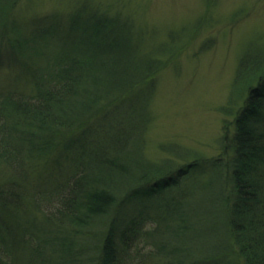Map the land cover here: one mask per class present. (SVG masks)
Returning <instances> with one entry per match:
<instances>
[{
	"label": "trees",
	"instance_id": "1",
	"mask_svg": "<svg viewBox=\"0 0 264 264\" xmlns=\"http://www.w3.org/2000/svg\"><path fill=\"white\" fill-rule=\"evenodd\" d=\"M130 26V20L84 2L60 28L55 46L41 53L47 62L22 73L20 88L0 91V264H148L164 253L179 258L157 264H184L190 253L196 257L190 264H225L230 250L242 264H264V53L248 48L239 58L232 95L246 86V97L223 146L233 155L214 159L210 176L196 184L210 188L201 194V203L210 200L208 211L182 208L185 197L171 194L128 215L121 202L136 204L178 182L167 166L145 159L133 136L142 117L136 99L159 61L139 54ZM129 96L137 109L127 113L121 105ZM131 120L135 127L127 126ZM89 126L92 134L85 132ZM67 162L76 172L68 170L60 180L55 173L64 172ZM33 167L42 173L36 184ZM29 200L31 217L24 204ZM148 208L157 222L146 228ZM175 219L185 238L173 242L164 231ZM189 229L195 236L210 230L219 235L189 245Z\"/></svg>",
	"mask_w": 264,
	"mask_h": 264
},
{
	"label": "rangeland",
	"instance_id": "2",
	"mask_svg": "<svg viewBox=\"0 0 264 264\" xmlns=\"http://www.w3.org/2000/svg\"><path fill=\"white\" fill-rule=\"evenodd\" d=\"M84 2L110 16L118 14L130 20L139 54L151 55L159 61L158 71L144 80L143 85L147 87H143L142 97L136 99L141 101V105L137 103L141 106L137 113L142 117L133 136L136 144L143 147L145 159L167 166L178 182L163 186L153 196L151 193L140 196L136 204L134 199L123 201L122 206H128L130 215L141 211L143 206H152L155 197L158 202L172 194L178 199L185 197L182 208L205 206L203 210L208 211L210 200L201 203V194L210 188H198L196 184L199 179L210 176L211 162L218 163L214 159L226 160L233 155V148H223L225 135L234 131L247 89L244 86L240 95H232L236 93L232 90L233 79L239 58L246 49L264 53V0H0V91L20 88L22 73L38 62H47L46 55L41 53L55 46L53 40L60 28ZM129 98H124L121 105L127 113L137 109L132 100L128 103ZM232 98H235L233 105ZM127 126L135 127V122L131 120ZM85 132L92 134L91 126ZM74 164L67 162L64 172L55 173L56 177L66 180L68 170L76 172ZM37 167H33L32 175L35 184L42 180L41 169ZM182 167L186 168L185 174H179ZM189 175L192 177L187 178ZM29 201L30 204H24L29 208L26 214L31 217L34 202ZM146 211L150 213L146 228L154 227L157 215L151 208ZM20 214L23 215L21 210ZM199 215L203 216L204 211ZM203 221L210 227L213 225L209 215ZM179 223V219L168 223L164 231L168 241L185 238L177 229ZM166 224L162 220V227ZM218 231L210 230L200 237L189 229L187 240H183L187 244L192 242L189 245L209 243L219 235ZM188 249L194 250L191 246ZM165 256L168 254L156 255L148 264L161 263L163 257L169 263L179 258V253L177 258ZM194 258V253L187 254L184 264H190ZM226 258L242 264L231 250ZM226 258L225 264H228Z\"/></svg>",
	"mask_w": 264,
	"mask_h": 264
}]
</instances>
